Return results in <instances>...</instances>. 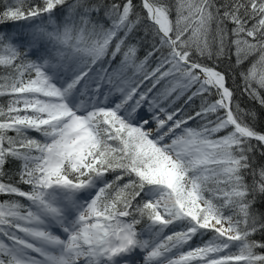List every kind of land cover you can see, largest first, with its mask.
Segmentation results:
<instances>
[{
    "label": "snow or ice",
    "instance_id": "1",
    "mask_svg": "<svg viewBox=\"0 0 264 264\" xmlns=\"http://www.w3.org/2000/svg\"><path fill=\"white\" fill-rule=\"evenodd\" d=\"M0 264H264V0H0Z\"/></svg>",
    "mask_w": 264,
    "mask_h": 264
},
{
    "label": "trees",
    "instance_id": "2",
    "mask_svg": "<svg viewBox=\"0 0 264 264\" xmlns=\"http://www.w3.org/2000/svg\"><path fill=\"white\" fill-rule=\"evenodd\" d=\"M194 243H199V240L194 241Z\"/></svg>",
    "mask_w": 264,
    "mask_h": 264
}]
</instances>
